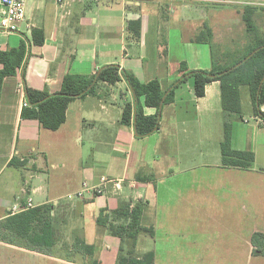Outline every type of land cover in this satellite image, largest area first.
I'll return each mask as SVG.
<instances>
[{"label":"crops","instance_id":"crops-1","mask_svg":"<svg viewBox=\"0 0 264 264\" xmlns=\"http://www.w3.org/2000/svg\"><path fill=\"white\" fill-rule=\"evenodd\" d=\"M247 2L74 0L59 6L56 0H27L24 19L13 29L0 27V50L30 39L32 30L44 39L42 46H30L25 72L5 79L0 92V220L31 200L34 207L51 206L58 232L50 254L0 242V264H117L120 241L96 220L120 203L138 201L145 202L140 223L149 238L146 245L136 240L137 257L153 252V264H264V255L253 256L252 244L254 234H264V165L221 166L224 124L234 114L221 108L219 82L197 98L194 79L186 75L162 107L157 131L144 138L133 125L121 124L124 105L134 103L124 78L99 83L94 94L71 102L57 131L20 118L25 86L54 94L68 74L92 76L115 65L139 82L157 80L166 96L182 79L181 66L186 73L227 65L236 56L220 47L237 40L234 32L243 22L237 6ZM253 8L261 23L264 5ZM128 22L140 23L137 41ZM207 31L209 43L197 42ZM239 31L246 37L245 28ZM257 119L260 132L264 120ZM237 144L232 134V148L252 150L256 160L255 149ZM13 158L26 163L11 167ZM101 177L123 183L108 184L99 196L72 197L83 183L95 185ZM76 240L93 246L94 256L77 251Z\"/></svg>","mask_w":264,"mask_h":264},{"label":"trees","instance_id":"trees-1","mask_svg":"<svg viewBox=\"0 0 264 264\" xmlns=\"http://www.w3.org/2000/svg\"><path fill=\"white\" fill-rule=\"evenodd\" d=\"M255 8L245 6L242 19L245 24L246 35L251 44L244 49V54L225 66L213 65L209 71L184 72L179 83L171 88L165 96L157 80L148 83L122 72L118 66L109 65L102 68L96 75L83 76L68 74L64 77L61 89L50 94L48 90H33L25 86L27 106L21 110L22 120L37 121L43 129L57 131L66 119L67 107L78 98L92 95L99 83L114 85L124 78L134 97L133 104H125L121 124L133 125L137 137L144 138L152 135L159 127L161 109L165 104L172 102L174 90L186 81V75L193 77L194 95L201 98L205 95V87L213 82H219L221 93V108L225 113L234 114L241 118V90L246 88L253 107V114L264 120V38L256 32L253 22ZM127 32L133 40L140 37V23L128 22ZM210 33L204 32L197 42L209 43ZM43 33L32 30L31 38L22 40L17 47L0 50V92L5 79L15 77L18 71L25 72L30 46H42ZM25 75L22 81L25 83ZM145 108L154 109L153 115H145ZM224 136L220 145L221 166L250 170L255 161V155L250 150H234L231 145L232 127L226 122L223 128ZM26 161L19 162L12 159L11 167H22ZM145 202L120 203L119 207L111 212L101 213L96 220L100 227L107 229L110 236L120 241L117 264H153L154 254L148 252L140 257L136 256V240L140 233H148V229L141 226L140 220ZM51 206H36L16 214H8L0 220V242L23 247L43 254H50L58 242V232L52 222ZM252 244L253 253L264 255V234H254ZM75 248L83 255L93 257L94 247L81 240L75 241ZM91 264H98L93 261Z\"/></svg>","mask_w":264,"mask_h":264},{"label":"rangeland","instance_id":"rangeland-1","mask_svg":"<svg viewBox=\"0 0 264 264\" xmlns=\"http://www.w3.org/2000/svg\"><path fill=\"white\" fill-rule=\"evenodd\" d=\"M250 2H247V4H254L255 7L264 5V0H248ZM246 4V6H248ZM241 7H238V9H241L242 11H240L241 14H243V10H244V6L240 5ZM251 7H254L252 5H249ZM224 13H228V10L225 9L223 10V14ZM242 17V16H241ZM256 20V19H255ZM254 17H253V22L256 28V32L258 33V35L262 38H264V20L261 21V23L256 20L255 23ZM239 21H240V17H239ZM241 22V21H240ZM239 22V24H240ZM242 24L239 26H236V30H235V37H236V41L233 42L230 45H225L223 47H220V51H227L228 53L226 54L227 56L233 55L235 54L236 58H239V56L241 55V53H243L242 51V46L244 44V46H248V44H251V41L249 40V36L246 35H241L243 33H245L244 31H239V28H245V24L244 22H241ZM242 37V38H241ZM245 37V39H244ZM242 45V46H241ZM241 48V49H240ZM224 55V56H226ZM233 57H230V60H228V64L232 63L234 61ZM185 89V85H182V90ZM242 93H241V101H242V116L241 118L237 117L236 115L231 116L229 118V124L232 127V134L235 135V138L237 140V147H251L253 149H255V153H256V160H255V164L256 166H262L264 165V129H261L262 131H257L259 130V127L256 124V121H258L259 119L255 120V116L253 114V107L251 105L250 102V96L248 94V90L246 88H242ZM262 123V122H261ZM260 123V124H261ZM259 124V126H261ZM264 125V124H263ZM257 131V134H256ZM19 138H21V135L19 136ZM20 141V139H19ZM190 151L193 152V149H190ZM252 151V150H251ZM195 158L190 157L189 160L192 161ZM42 158H40L38 160V164H40V162L42 163ZM11 171L13 173H15V178L18 180L19 177L17 176V170L15 169H11ZM19 172V171H18ZM7 173V172H6ZM17 174V175H16ZM20 174V173H19ZM18 177V178H17ZM37 201V199H36ZM138 237L140 238V244H145L147 243V240L149 238L148 233H140L138 235ZM137 237V239H138ZM149 244V241H148ZM114 246V245H113ZM114 252V251H113ZM119 254V252H118ZM254 257H260L258 254L253 253ZM251 264H255L254 261Z\"/></svg>","mask_w":264,"mask_h":264},{"label":"built area","instance_id":"built-area-1","mask_svg":"<svg viewBox=\"0 0 264 264\" xmlns=\"http://www.w3.org/2000/svg\"><path fill=\"white\" fill-rule=\"evenodd\" d=\"M74 0H56L59 6L68 5ZM215 2H227L230 0H214ZM27 0H0V27L3 29H13L12 23L15 21H20L24 19L25 16V7ZM22 104L23 107L27 106L25 94L21 92ZM110 183H114L116 187L120 188L123 180H109L106 177H101L97 184L89 185L88 183H83L81 190L72 197L82 198L86 193H92L95 196L102 195L106 186ZM133 187L134 184H131ZM34 208L32 201L28 200L24 205L19 206L15 205L10 208V214H16L21 211H25L28 209Z\"/></svg>","mask_w":264,"mask_h":264},{"label":"water","instance_id":"water-1","mask_svg":"<svg viewBox=\"0 0 264 264\" xmlns=\"http://www.w3.org/2000/svg\"><path fill=\"white\" fill-rule=\"evenodd\" d=\"M100 71V70H99Z\"/></svg>","mask_w":264,"mask_h":264}]
</instances>
